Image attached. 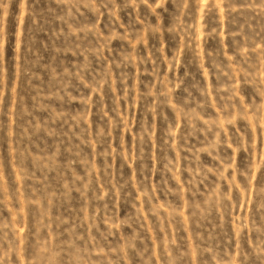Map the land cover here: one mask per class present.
Here are the masks:
<instances>
[{
    "label": "rangeland",
    "instance_id": "374dc122",
    "mask_svg": "<svg viewBox=\"0 0 264 264\" xmlns=\"http://www.w3.org/2000/svg\"><path fill=\"white\" fill-rule=\"evenodd\" d=\"M0 264H264V0H0Z\"/></svg>",
    "mask_w": 264,
    "mask_h": 264
}]
</instances>
